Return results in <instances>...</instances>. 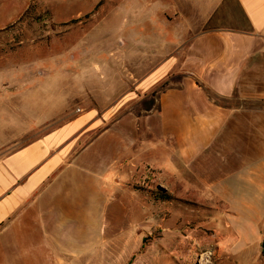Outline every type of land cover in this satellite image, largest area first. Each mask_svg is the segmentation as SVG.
<instances>
[{"label": "crops", "instance_id": "obj_1", "mask_svg": "<svg viewBox=\"0 0 264 264\" xmlns=\"http://www.w3.org/2000/svg\"><path fill=\"white\" fill-rule=\"evenodd\" d=\"M152 1L151 21L175 33L173 45L157 51L165 43L136 41L117 60L121 67L147 63L153 88L156 79L178 77L183 97L169 102L177 114H164L167 94L162 114L153 105L146 116L126 113L133 100L120 90L111 105L88 98L55 121L52 108L43 110L41 134L0 154V264H105L108 217L115 221L122 206L120 199L107 216L117 201L108 192H122L154 161L186 190L207 191L226 204L233 217L236 203L252 210L264 204V0ZM135 67H124L130 81L119 75L120 87L133 82L143 89ZM252 96L262 105L238 103ZM232 184L250 193L234 195ZM253 224L259 240L264 212Z\"/></svg>", "mask_w": 264, "mask_h": 264}, {"label": "rangeland", "instance_id": "obj_2", "mask_svg": "<svg viewBox=\"0 0 264 264\" xmlns=\"http://www.w3.org/2000/svg\"><path fill=\"white\" fill-rule=\"evenodd\" d=\"M156 8L152 0H0V154L41 134L43 110L52 108L49 118L55 121L63 110L88 104V98L113 104L118 90L129 92L124 96L133 100L126 113L146 116L143 110L153 105L162 114L167 94L164 114L176 115L169 111V102L179 103L183 87L175 75L156 79L153 88L146 63L136 66L143 89L137 90L133 82L118 84L122 74L130 81L126 69L135 65L121 67L117 59L131 53L134 42L165 43L157 51H167L174 43L175 33L153 25ZM178 70L173 65L172 72ZM196 84L205 88L203 82ZM250 98L238 103L262 105L258 96ZM161 156L156 152V160L161 162ZM157 165L154 161L149 171L141 169L122 192H108V197L117 194V201L108 206L107 216L120 199L122 206L115 221L108 217L105 264H264V235L257 240L253 224L264 204L252 210L236 203L233 217L209 192L186 190L178 176L169 177V169L164 174ZM230 190L234 195L250 193L235 184ZM224 251L238 256L230 258Z\"/></svg>", "mask_w": 264, "mask_h": 264}]
</instances>
